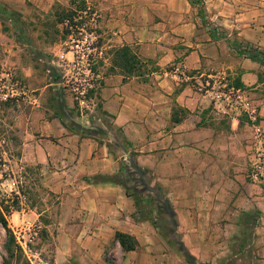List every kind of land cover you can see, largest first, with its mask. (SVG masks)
Wrapping results in <instances>:
<instances>
[{"label": "crops", "instance_id": "obj_1", "mask_svg": "<svg viewBox=\"0 0 264 264\" xmlns=\"http://www.w3.org/2000/svg\"><path fill=\"white\" fill-rule=\"evenodd\" d=\"M1 1L14 6L16 0ZM235 1L208 0L209 18L232 14L216 23L234 28L237 40L264 52V26L258 25L264 22V0ZM108 8L112 13L111 4ZM124 8L133 15L131 23L107 20L117 25L114 46H134L137 55L153 59L159 70L145 78L101 76L100 108L119 130V155L114 157L95 135L67 129L56 114L38 125L39 136L29 135V157L41 163L45 185L58 195L57 229L83 239L77 264H110L101 261V254L109 241L120 250L115 231L137 241L116 264H235L241 260V216L251 208L263 210L262 199L260 192L249 193L254 184H241L237 111L213 101L197 84L207 76H222L240 92L235 83L253 94L263 64L238 56L227 42L230 32L209 33L187 0H135ZM66 106L71 108L72 102ZM176 107L186 110L183 117ZM222 119L225 130L216 126ZM128 159L141 173L152 175L154 188L167 196L173 233L152 224L150 214L140 217L122 184L91 179L126 172L119 161ZM18 215L31 216L24 211ZM172 234L175 242L168 239Z\"/></svg>", "mask_w": 264, "mask_h": 264}, {"label": "rangeland", "instance_id": "obj_2", "mask_svg": "<svg viewBox=\"0 0 264 264\" xmlns=\"http://www.w3.org/2000/svg\"><path fill=\"white\" fill-rule=\"evenodd\" d=\"M134 1L40 0L37 5L30 0H16L14 6L0 2L17 17L14 21L13 16L0 15V200L10 205L5 215L7 227L30 264H77L83 239L58 231L54 215L58 195L45 185L41 163L29 157V135L39 136L38 125L56 114L67 129L80 136L95 135L111 148L114 157L119 155L120 149L116 146L119 130L102 113L97 106L101 101L89 90L97 87L96 80L108 65L109 49L117 43L114 33L117 25L110 26L107 20L114 17L131 23L133 15L126 13L124 7ZM207 1L196 0L190 4L201 26L209 25L217 36L230 32L227 42L232 43L233 49L246 42L253 46L248 41L237 40L234 28L226 30L216 23L221 19L230 20L232 14H218L217 19H210L205 8ZM110 4L112 13L108 10ZM65 9L74 13L71 22L65 21L70 30L58 34L56 29L59 31L62 24L57 20ZM74 22L76 27H70ZM258 25L264 26V22ZM261 66L257 73L261 83L253 94L246 93L247 88L241 86V99L233 94L216 98L210 93L221 86V81L225 88L233 87V82H228L226 77L221 80L220 76H207L197 86L208 90L213 101L237 111L241 124V184H254L249 193L259 196L260 192L264 203V63ZM206 80L214 82L212 90L211 84L205 85ZM70 101L73 106L67 109ZM216 126L225 130L227 123L222 119ZM119 166L127 168L120 175L123 183L134 194L151 201L154 208L151 217L165 233H172L173 223L165 207L167 196L154 188L152 175L138 171L130 159L125 163L119 161ZM254 189L258 191L256 194ZM244 193L248 195L247 189ZM262 203L263 210L251 208L241 216V260L235 264H264ZM21 211L31 216L21 219L18 215ZM4 239L0 225V264L5 255ZM168 239L175 242L178 238L172 234ZM123 256L122 251L114 249L113 241H109L103 247L101 261L116 264Z\"/></svg>", "mask_w": 264, "mask_h": 264}, {"label": "trees", "instance_id": "obj_3", "mask_svg": "<svg viewBox=\"0 0 264 264\" xmlns=\"http://www.w3.org/2000/svg\"><path fill=\"white\" fill-rule=\"evenodd\" d=\"M187 1L189 2V4L196 3V0H187ZM15 14L16 13L11 11L7 7V5L0 4V15L6 18H10V16L11 17L13 16V20L16 21L17 17H15ZM59 15L60 16L58 17L57 23L62 24V27L59 31L56 29V32H58V34H63V33L66 34L70 30V29L68 30L67 27H68V23L71 22L74 13L71 10L69 11L68 9H65L64 12L59 13ZM65 21H67L68 23L67 22L65 23ZM76 24L77 23L75 22L71 23L72 26L70 27H74V26L76 27ZM206 29L209 33H211L212 28H210L209 25H206ZM229 45L232 46V43H229ZM235 53L238 56L239 55L244 56L257 63L260 64L264 63V52L258 49L256 46H252L247 42L245 43L244 46L235 49ZM108 54H109L107 60L108 65L106 67V71L101 76H107L109 74L119 73L122 76V79L124 80L127 77H131V76L143 77L151 72H155L159 70L158 66L155 64V61L153 59L140 57L139 55H137L136 49L128 44L113 46L109 49ZM99 64H102L101 61H99ZM101 76H99V79L96 80L97 87L89 90L90 93L92 92L95 93V96L99 99V101L100 98L98 92H99V88L103 85V80ZM54 78H57L56 75L54 76ZM235 84L236 86H242V84L239 83H235ZM97 106L100 107V103H98ZM175 111H176L175 113L179 115L178 116L179 118L183 117L186 113V110L181 107H176ZM102 113L106 114L104 111H102ZM134 167L136 166L134 165ZM136 168L142 172L141 169H139L138 167ZM120 175L112 174V175H103L97 177L95 176L92 177L91 179L97 180L98 178H100L99 180L115 181L122 184L125 190V194L127 196L132 197L135 209L139 213V216L140 217L148 216L151 213V211L154 210L151 201L147 198L142 199L137 195V193L134 194L133 192H131V189L123 183L122 179L120 178ZM9 206L10 205H6L2 202V200H0V225L5 233V239L2 243V247L4 249L5 255L2 257V264H30L28 260L22 255V251L20 247L15 242L11 234V231L7 227L5 215L6 213L9 212V208H10ZM165 207L168 209L169 212L168 214L170 215L173 223V229L171 231L173 233L174 230L173 214L169 202H166ZM150 220L152 224L161 226L156 222V219L155 220L150 219ZM113 240L117 242L121 251L133 250L137 246V241L135 240V238L123 232L115 231Z\"/></svg>", "mask_w": 264, "mask_h": 264}, {"label": "built area", "instance_id": "obj_4", "mask_svg": "<svg viewBox=\"0 0 264 264\" xmlns=\"http://www.w3.org/2000/svg\"><path fill=\"white\" fill-rule=\"evenodd\" d=\"M219 78L222 80L224 77L221 76ZM212 83H214V82H210L209 80H206L205 85L211 84L210 89L212 90V88H213ZM220 85L221 86H218L217 89L210 91V93H212V95L214 97L219 98L222 96V97L228 98L229 94H233L236 99H241V94L239 93V89H236L232 86H227V88H225V83L222 81H221ZM205 91H208V90H205ZM80 95H81V93H80ZM79 101H81V100H79ZM255 176H256V174H253L254 178H255ZM28 226H29V224H28Z\"/></svg>", "mask_w": 264, "mask_h": 264}]
</instances>
